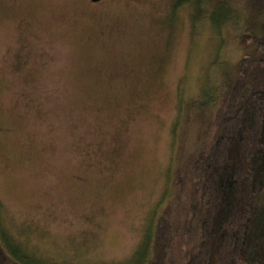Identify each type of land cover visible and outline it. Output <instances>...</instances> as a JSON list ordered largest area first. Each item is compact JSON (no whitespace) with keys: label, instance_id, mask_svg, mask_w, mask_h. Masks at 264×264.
<instances>
[{"label":"rangeland","instance_id":"obj_1","mask_svg":"<svg viewBox=\"0 0 264 264\" xmlns=\"http://www.w3.org/2000/svg\"><path fill=\"white\" fill-rule=\"evenodd\" d=\"M247 1L0 0L6 252L151 264L166 214L164 264L186 262L189 168L216 132L241 35L264 21Z\"/></svg>","mask_w":264,"mask_h":264},{"label":"trees","instance_id":"obj_2","mask_svg":"<svg viewBox=\"0 0 264 264\" xmlns=\"http://www.w3.org/2000/svg\"><path fill=\"white\" fill-rule=\"evenodd\" d=\"M247 2L264 17V0ZM240 42L246 51L225 82L216 132L189 168L184 234H194V244L184 264H264V21L259 33H244ZM170 245L164 214L155 226L151 264H164ZM9 251L0 241V264H22Z\"/></svg>","mask_w":264,"mask_h":264},{"label":"flooded vegetation","instance_id":"obj_3","mask_svg":"<svg viewBox=\"0 0 264 264\" xmlns=\"http://www.w3.org/2000/svg\"><path fill=\"white\" fill-rule=\"evenodd\" d=\"M101 1H102V0H99V1H97V2H92L91 0H89V2L92 3V4H97V3L101 2Z\"/></svg>","mask_w":264,"mask_h":264},{"label":"water","instance_id":"obj_4","mask_svg":"<svg viewBox=\"0 0 264 264\" xmlns=\"http://www.w3.org/2000/svg\"><path fill=\"white\" fill-rule=\"evenodd\" d=\"M92 2H97V1H99V0H91Z\"/></svg>","mask_w":264,"mask_h":264}]
</instances>
